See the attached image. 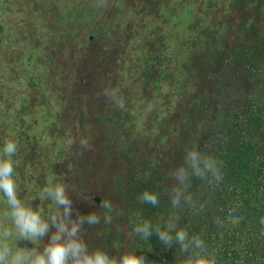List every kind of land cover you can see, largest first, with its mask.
<instances>
[{
	"label": "trees",
	"instance_id": "trees-1",
	"mask_svg": "<svg viewBox=\"0 0 264 264\" xmlns=\"http://www.w3.org/2000/svg\"><path fill=\"white\" fill-rule=\"evenodd\" d=\"M9 138L22 199L54 215L44 189L65 183L73 217H100L83 226L90 250L187 264L155 233L176 218L216 264H264V0H0V148ZM189 149L219 161L223 178L193 177L192 203L174 208L172 174ZM145 191L156 206L139 200ZM6 209L0 193L8 224ZM143 221L149 239L133 232ZM53 231L18 246L42 247Z\"/></svg>",
	"mask_w": 264,
	"mask_h": 264
},
{
	"label": "clouds",
	"instance_id": "clouds-1",
	"mask_svg": "<svg viewBox=\"0 0 264 264\" xmlns=\"http://www.w3.org/2000/svg\"><path fill=\"white\" fill-rule=\"evenodd\" d=\"M107 3L108 0H96V7H106ZM75 143L73 139L67 141L70 148ZM79 144L85 149L90 147L87 139H81ZM17 151L18 141L12 138L6 139L0 148V193L7 205L3 218L8 221V224L0 222V264H153L146 262L143 255L137 254L138 248H129L119 257L110 255L108 250L99 247L90 250L82 235L83 226L99 224L100 217L94 211L87 215L77 212L73 217L69 188L65 183H55L44 189V196L56 206L54 215L45 217L35 210L30 201L19 195L14 160ZM193 177L208 183L220 182L223 178L220 162L196 149L187 150L183 164L172 174L175 184L168 194L174 208H180L182 203H192L188 189ZM139 200L152 206L159 202L158 196L148 191ZM99 207L107 210L104 222L110 224L112 217L109 213L113 211L111 203L103 200ZM229 220L235 225L239 223L240 217L230 215ZM261 223H264V217L261 218ZM53 227L54 231L42 247L33 249L18 246L17 242L21 239L32 243L43 242V238ZM133 232L149 239L153 233L152 225L149 221H143L134 227ZM155 233L166 246L178 242L179 251L190 254L187 264H216L215 252L199 237L189 238L186 230L178 228L176 218L166 223L165 230L156 229Z\"/></svg>",
	"mask_w": 264,
	"mask_h": 264
},
{
	"label": "rangeland",
	"instance_id": "rangeland-1",
	"mask_svg": "<svg viewBox=\"0 0 264 264\" xmlns=\"http://www.w3.org/2000/svg\"><path fill=\"white\" fill-rule=\"evenodd\" d=\"M110 5H113V3H111ZM115 6H109V8L110 9H112V10H114L115 11V18H116V16L117 15H119V12H117L118 10V6L116 5V4H114ZM108 8V7H107ZM114 18V19H115ZM103 19H104V21L103 22H99V23H97V24H99V25H101L102 26V29H101V34H103L106 30H107V26H108V22L109 21H107V19H108V16L107 15H105V14H103ZM146 20H145V18L143 17V22H142V24H144V22H145ZM127 32H128V30L126 31V30H124V29H121L120 31H118V33H116V35H115V42L118 44V43H120V41H122L121 39H126L127 38ZM136 38L138 39L136 42L137 43H139V44H141V43H144V42H141V39H142V37H141V39L138 37V36H136ZM108 46H111V47H113L114 48V46H113V43H110ZM124 51V53L126 54V53H128L129 52V49L127 48V49H125V50H123ZM124 57V56H123Z\"/></svg>",
	"mask_w": 264,
	"mask_h": 264
}]
</instances>
